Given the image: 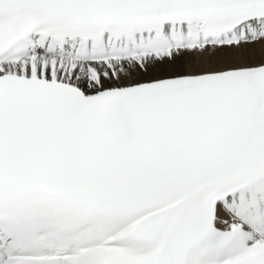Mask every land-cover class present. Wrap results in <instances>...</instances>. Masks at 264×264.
<instances>
[{"label": "snow or ice", "instance_id": "1", "mask_svg": "<svg viewBox=\"0 0 264 264\" xmlns=\"http://www.w3.org/2000/svg\"><path fill=\"white\" fill-rule=\"evenodd\" d=\"M0 264H264V0H0Z\"/></svg>", "mask_w": 264, "mask_h": 264}]
</instances>
